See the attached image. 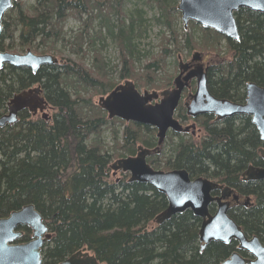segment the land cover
Returning <instances> with one entry per match:
<instances>
[{
	"label": "trees",
	"instance_id": "obj_1",
	"mask_svg": "<svg viewBox=\"0 0 264 264\" xmlns=\"http://www.w3.org/2000/svg\"><path fill=\"white\" fill-rule=\"evenodd\" d=\"M126 1L34 0L25 6L17 0L6 14L0 50L30 47L40 54L53 52L62 63L44 65L36 73L11 65L0 69V116L16 93L41 84L50 117L24 110L18 123L0 130V218L33 203L53 234L43 250L48 264L81 249L107 264L220 259L229 246L212 242L200 254L201 219L192 211L157 225L154 219L168 206L167 197L149 183L129 182L128 173L114 177L112 161L136 155L139 144L156 147L157 130L109 119L94 101L118 85L97 42L106 35L116 41L123 64L119 80L131 78L139 89L171 86L179 53L190 56L196 49L207 51L213 63L208 72L210 91L243 102L249 82L264 86V14L248 8L238 11L240 40L235 41L194 22L185 29L180 25L178 0H139L159 10L154 20L164 26L160 50L143 54L135 40L146 27L145 11L126 12ZM70 18L79 21L77 30H66ZM66 49L77 59L66 57ZM169 56H175L174 73L168 71ZM142 57L146 62L137 64ZM89 58L92 61L87 65ZM177 117L187 119L183 104ZM117 123L125 125L121 137ZM204 125L206 134L201 139L169 134L170 153L155 154L148 161L156 169L186 168L192 177L226 182L252 196V207L235 208L232 216L247 233L259 235L264 242V180L238 182L249 164L261 162L258 149L264 141L257 127L248 115ZM108 130L113 133L112 145L103 138ZM22 229L25 234L20 241H29L32 230Z\"/></svg>",
	"mask_w": 264,
	"mask_h": 264
},
{
	"label": "water",
	"instance_id": "obj_2",
	"mask_svg": "<svg viewBox=\"0 0 264 264\" xmlns=\"http://www.w3.org/2000/svg\"><path fill=\"white\" fill-rule=\"evenodd\" d=\"M17 0H0V36L4 30L6 14L14 7ZM178 10L187 29L190 22L212 29L235 41L240 40V31L236 13L248 8L264 14V0H179ZM179 73L173 80V86L162 90H140L135 81L126 79L106 95H101L98 105L107 112L109 119H121L125 122L145 124L157 130L158 144L154 148L138 145L133 156L115 159L110 168L113 175L128 173L129 182L149 183L168 200V206L154 219L156 224H164L174 215L192 211L202 219L200 239L205 246L212 241L230 242L236 239L240 249L248 250L256 256L254 264H264V245L258 236L248 238L241 226L229 215L230 203L226 199L234 189L220 184L208 177L199 176L192 179L186 168L171 170L156 169L148 161L154 153L161 152L170 132L184 134L196 128L192 123L184 126L176 117V111L183 97V92L191 80H196V91L190 94L191 101L186 102L188 115L198 117L212 114L217 120H224L238 115H248L257 127L264 141V86L256 82L246 85V99L236 102L212 94L208 84V69L200 51L196 50L191 61H185L178 55ZM61 58L53 53L39 54L32 48L25 53L0 50V69L11 65L26 67L37 72L44 65L61 64ZM41 84L16 93L8 102V110L0 116V130L18 123L20 113L28 110L33 115L42 114L49 119V103L44 96ZM194 133V132H193ZM264 160V147L259 148ZM245 181L264 179V167L254 165L243 173ZM220 191V195H213ZM238 199V195H235ZM218 204L215 214L210 206ZM22 227L32 230L29 241L21 242L25 234ZM53 234L43 215L33 203L12 211L0 218V264H44L43 249L51 241ZM242 257L235 253L226 264ZM59 264H99L95 254L79 250Z\"/></svg>",
	"mask_w": 264,
	"mask_h": 264
},
{
	"label": "rangeland",
	"instance_id": "obj_3",
	"mask_svg": "<svg viewBox=\"0 0 264 264\" xmlns=\"http://www.w3.org/2000/svg\"><path fill=\"white\" fill-rule=\"evenodd\" d=\"M23 1L25 2V6L34 3V0H23ZM178 3H179V0H178ZM135 8L143 9L145 11V18L147 20V24L145 25L146 27L143 28L142 36L135 40V43L137 44L138 50H140L143 54L149 53V52L156 53L160 50L159 42L161 39V31L164 29V26L162 24H160L156 20H154L155 17L159 16V10H157L156 8L151 7L149 5H146L142 1H139V0H127L126 1V3H125V11L126 12L131 13L133 11V9H135ZM183 24H184V22L181 18L180 19V25H183ZM79 26H80V23L77 19L70 18L67 22L66 30H68V31L77 30L79 28ZM188 30H189V28H188ZM197 36H199V33L197 34ZM97 47H102V53L106 57V60L109 63L110 67H112V71H111L112 78H114L118 82V84L123 83L126 79H131V78H126L123 80H119L121 71L123 69V64L121 63L120 49L118 47V44L116 43V41L113 38H111L107 35L104 36V39L97 42ZM57 48L58 49L61 48L60 43L57 44ZM40 49H42V48L40 47ZM221 49H222V52L226 51L225 41L222 42ZM196 50H199V49H196ZM194 51L195 50H193L191 52V54ZM25 52H26V50H23L20 48L17 49V51H16V53H25ZM51 53H53V52H51ZM53 54H55V53H53ZM179 54L182 55L184 60H187V59L190 60L191 59V54H190V56H186L185 53H179ZM64 55L66 57H70L74 60L77 59V55L70 53V51L68 49H66L64 51ZM204 55H205L206 60L208 57H209V59H211V57H212V55L209 52H206V53L204 52ZM91 61H92L91 58L87 59L86 60L87 65H90ZM145 62H146V58L142 57L141 61H138L137 64H144ZM168 62H169L168 71L170 73H174L175 67H176L175 56H169ZM176 75H177V73L175 74V76ZM143 89H149V88H142L140 90H143ZM149 90H151V89H149ZM100 96L101 95H97L96 97H94V101L98 102V99ZM115 128L120 130L119 136L121 137L122 131L125 128V125L117 123ZM103 138L110 145L113 144V133L111 130L106 131ZM169 145H170V142L167 139L165 144L162 147L163 153H166V154L170 153V146ZM114 177H121V174H117Z\"/></svg>",
	"mask_w": 264,
	"mask_h": 264
},
{
	"label": "flooded vegetation",
	"instance_id": "obj_4",
	"mask_svg": "<svg viewBox=\"0 0 264 264\" xmlns=\"http://www.w3.org/2000/svg\"><path fill=\"white\" fill-rule=\"evenodd\" d=\"M5 18H6V16H5ZM202 27V26H201ZM205 29V28H204ZM212 30V29H211ZM5 31V23H4V30H3V32ZM3 32H2V34H3ZM2 34H1V36H2ZM0 36V37H1ZM226 37V36H225ZM226 38H228V37H226ZM230 39V38H229ZM231 40H233V39H231ZM196 51V50H195ZM194 51V52H195ZM198 51H200L201 52V54H202V57H203V62L205 63V66H209V69H208V72H209V70H210V67L213 65V63L211 62V59H209V57L207 58V60H206V58H205V55H204V52L206 53L207 51H203V50H198ZM193 52V53H194ZM193 53L191 54V57H192V55H193ZM185 61H189L192 65H195V63L194 62H192L191 61V59L189 60V59H187V60H185ZM179 73V71L177 72V74ZM177 76V75H176ZM175 76V77H176ZM174 77V78H175ZM174 80V79H173ZM208 84H209V76H208ZM173 86V83H172V85L171 86H169V87H172ZM210 89V88H209ZM196 91V80H191L190 81V83H189V86L188 87H186L185 88V90H184V92H183V97H182V100H181V102H180V104H183V106H184V108H185V111H186V118L187 119H185L184 121L181 119V118H179V117H177V111H176V117L178 118V119H180V121L183 123V125L184 126H187V125H189V124H192V123H195L196 124V128L195 129H191V131L190 132H188V133H184V134H186V135H188V136H192V137H194V138H196V139H201L202 137H204L205 136V134H206V127H205V123L207 122V121H209L210 123H212V124H221V123H223L226 119H224V120H217L216 119V116L215 115H212V114H206V115H200V116H198V117H192V116H190V115H188V113H187V107H186V105H185V103L187 102H190L191 101V97H190V94L191 93H194ZM213 94V93H212ZM216 96V95H215ZM246 96H247V94H246ZM218 97V96H217ZM9 102V101H8ZM244 102V101H243ZM180 104H179V106H180ZM179 108V107H178ZM178 110V109H177ZM39 115V114H38ZM238 116H240V115H238ZM235 117V116H234ZM231 118H233V117H231ZM251 120H252V118H251ZM155 129V128H154ZM194 132V133H193ZM172 132H170L169 134H171ZM169 134H168V136H169ZM263 141V140H262ZM162 147H163V145L161 146V149H162ZM261 147H264V146H261ZM260 147V148H261ZM163 150V149H162ZM162 150H161V152H162ZM160 152V153H161ZM159 153V154H160ZM258 153L260 154V158H261V162L259 163V164H253V163H251V164H249L248 165V167L241 173V180L240 181H238L239 183L240 182H242V183H249V182H257V181H263L264 179H262V180H250V181H245L244 180V178H243V173L249 168V166H251V165H254V166H256V167H264V160H263V158H262V156H261V153H260V151H259V149H258ZM155 154H158V153H154V154H152L151 156H153V155H155ZM172 169H176V168H172ZM169 170H171V169H169ZM166 171H168V170H166ZM122 172H119L118 174H121ZM192 177V176H191ZM199 177V176H198ZM203 177H205V176H203ZM194 178H197V177H192V179H194ZM209 178V177H208ZM210 179H212V178H210ZM212 180H214V179H212ZM214 181H217V182H219L220 184H225V185H227V186H229V187H231L232 189H234V191L232 192V194L226 199V201H228L229 203H230V209H229V215L235 220V218L232 216V211H233V209H237V208H250V207H252V205L254 204V202H253V197L252 196H250V195H243V194H241L240 192H238V190L235 188V187H232V185H230V184H228V183H226V182H221V181H218V180H214ZM213 195H215V196H217V195H220V191H216V192H214L213 193ZM235 195H238V199L237 198H235ZM217 208H218V204L215 202V203H213L211 206H210V211H211V214H215L216 213V211H217ZM193 213V212H192ZM194 214V213H193ZM197 217V216H196ZM199 218V217H198ZM201 219V218H200ZM236 221V220H235ZM237 222V221H236ZM238 223V222H237ZM239 224V223H238ZM158 225V224H157ZM201 225H202V219H201V222H200V227H199V232H200V228H201ZM240 225V224H239ZM241 226V225H240ZM241 228L243 229V227L241 226ZM243 231L245 232V234H246V236L248 237V238H252L253 236H258L259 238H260V236L259 235H257V234H251V233H247L244 229H243ZM260 241H261V243L264 245V242L261 240V238H260ZM198 242H199V247H200V254H203L207 249H208V247H209V245L213 242V243H221V244H223V245H227V246H229L230 247V250L227 252V253H225L220 259H217V260H193V261H186V262H184V264H226L227 263V260L230 258V257H232L233 256V254H235V253H238L241 257H242V259L241 260H234V261H232V262H230V264H254V262H255V260H256V256L255 255H253L250 251H248V250H244V249H240V243H239V241L238 240H236V239H232L230 242H227V243H225V242H222V241H212V242H210V243H208L206 246H205V243L204 242H202L201 241V239H200V234H199V239H198ZM45 248V247H44ZM44 250V249H43ZM82 251H84V252H86V251H88V250H84V249H81ZM79 251V250H78ZM77 252V251H76ZM91 254H94V253H92L91 251H89ZM72 255V254H71ZM71 255H69V256H71ZM69 256H67L65 259H67ZM97 257V256H96ZM44 258V257H43ZM65 259H63V260H60V261H58V262H56V263H53V264H59V263H61L62 261H64ZM98 259V258H97ZM98 263L99 264H107V263H105V262H102V261H100L99 259H98ZM44 264H48V263H46L45 261H44ZM174 264H178V263H174Z\"/></svg>",
	"mask_w": 264,
	"mask_h": 264
},
{
	"label": "bare ground",
	"instance_id": "obj_5",
	"mask_svg": "<svg viewBox=\"0 0 264 264\" xmlns=\"http://www.w3.org/2000/svg\"><path fill=\"white\" fill-rule=\"evenodd\" d=\"M108 93H109V92H108ZM104 95H106V94H104ZM141 125L147 126V125H145V124H141Z\"/></svg>",
	"mask_w": 264,
	"mask_h": 264
}]
</instances>
